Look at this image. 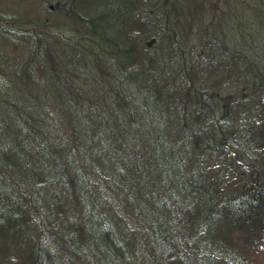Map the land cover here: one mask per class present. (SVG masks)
<instances>
[{
	"label": "trees",
	"instance_id": "16d2710c",
	"mask_svg": "<svg viewBox=\"0 0 264 264\" xmlns=\"http://www.w3.org/2000/svg\"><path fill=\"white\" fill-rule=\"evenodd\" d=\"M9 3L0 264H258L264 0Z\"/></svg>",
	"mask_w": 264,
	"mask_h": 264
},
{
	"label": "rangeland",
	"instance_id": "374dc122",
	"mask_svg": "<svg viewBox=\"0 0 264 264\" xmlns=\"http://www.w3.org/2000/svg\"><path fill=\"white\" fill-rule=\"evenodd\" d=\"M30 2L37 3L38 0H10L9 4L12 7L10 10L12 13L20 15V13L27 10L28 6L30 5ZM260 262L264 264V255H262L260 261H258V264H261Z\"/></svg>",
	"mask_w": 264,
	"mask_h": 264
}]
</instances>
